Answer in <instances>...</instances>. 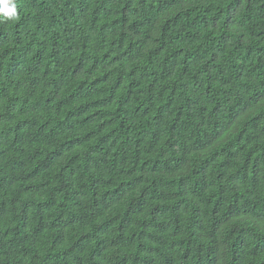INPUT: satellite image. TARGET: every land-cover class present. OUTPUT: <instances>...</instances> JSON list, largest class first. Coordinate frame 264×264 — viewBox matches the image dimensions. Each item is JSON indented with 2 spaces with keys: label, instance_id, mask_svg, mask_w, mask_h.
<instances>
[{
  "label": "trees",
  "instance_id": "obj_1",
  "mask_svg": "<svg viewBox=\"0 0 264 264\" xmlns=\"http://www.w3.org/2000/svg\"><path fill=\"white\" fill-rule=\"evenodd\" d=\"M8 2L0 264H264V0Z\"/></svg>",
  "mask_w": 264,
  "mask_h": 264
},
{
  "label": "clouds",
  "instance_id": "obj_2",
  "mask_svg": "<svg viewBox=\"0 0 264 264\" xmlns=\"http://www.w3.org/2000/svg\"><path fill=\"white\" fill-rule=\"evenodd\" d=\"M0 4L3 5L0 8V12L3 13L4 19H12L16 16V6L14 3L9 4L8 0H0Z\"/></svg>",
  "mask_w": 264,
  "mask_h": 264
}]
</instances>
